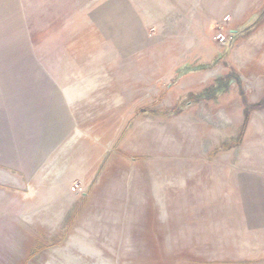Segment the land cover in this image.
Segmentation results:
<instances>
[{
    "label": "rangeland",
    "instance_id": "374dc122",
    "mask_svg": "<svg viewBox=\"0 0 264 264\" xmlns=\"http://www.w3.org/2000/svg\"><path fill=\"white\" fill-rule=\"evenodd\" d=\"M221 1L0 0V264H264V18Z\"/></svg>",
    "mask_w": 264,
    "mask_h": 264
},
{
    "label": "crops",
    "instance_id": "0c3cea01",
    "mask_svg": "<svg viewBox=\"0 0 264 264\" xmlns=\"http://www.w3.org/2000/svg\"><path fill=\"white\" fill-rule=\"evenodd\" d=\"M217 8L216 14L208 12V17L212 21L222 19L226 10H235L233 19H235V23L238 26H241L246 21L258 23L259 19L264 18V0H227V2L223 0L218 4ZM245 13H249V15L246 17ZM259 25L264 30V20Z\"/></svg>",
    "mask_w": 264,
    "mask_h": 264
},
{
    "label": "built area",
    "instance_id": "2783aa9c",
    "mask_svg": "<svg viewBox=\"0 0 264 264\" xmlns=\"http://www.w3.org/2000/svg\"><path fill=\"white\" fill-rule=\"evenodd\" d=\"M228 16L225 18V20H228ZM217 39H219L221 42H224L225 41V39H226V37H225V35L223 34V33H219L218 34V36H217Z\"/></svg>",
    "mask_w": 264,
    "mask_h": 264
}]
</instances>
